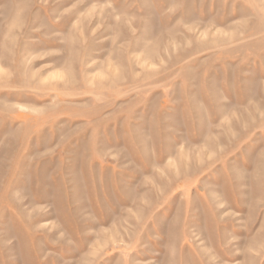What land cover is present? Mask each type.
Listing matches in <instances>:
<instances>
[{
	"label": "rangeland",
	"instance_id": "1",
	"mask_svg": "<svg viewBox=\"0 0 264 264\" xmlns=\"http://www.w3.org/2000/svg\"><path fill=\"white\" fill-rule=\"evenodd\" d=\"M0 264H264V0H0Z\"/></svg>",
	"mask_w": 264,
	"mask_h": 264
}]
</instances>
